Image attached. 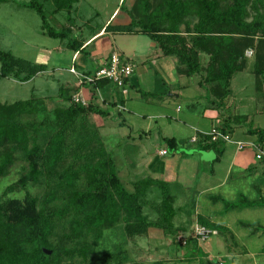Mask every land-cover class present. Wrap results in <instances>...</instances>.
<instances>
[{"label":"trees","instance_id":"1","mask_svg":"<svg viewBox=\"0 0 264 264\" xmlns=\"http://www.w3.org/2000/svg\"><path fill=\"white\" fill-rule=\"evenodd\" d=\"M7 1L0 0V5ZM78 1L53 0V6L55 12L69 14ZM44 2L29 0L27 4L41 18L42 32L52 39L66 40L68 50L80 51L82 43L69 37V29L57 31L48 25ZM133 10L129 24L115 27V31L149 38L163 56L177 58L182 75L188 78L201 76V84L208 86L217 102L230 95L233 76L246 69L247 51L252 52L251 72L257 77L259 89V81L264 78V0H136ZM189 19L197 21L191 25ZM0 64V78H6L16 75L26 62L16 61L10 53L0 51ZM108 83L101 81L96 87ZM63 102L68 103L66 108L50 112L43 100L0 106V179L8 176L15 165L20 166L18 180L5 189L0 200V264H54L57 245L50 238L55 229L64 226L67 216L73 218L71 223L78 229L86 230L90 225H97L98 219L107 213V203L112 200L113 192L124 198L125 208L137 217L126 228L130 235H144L150 227L163 229V224L169 225L175 214L162 199L156 210L159 209L165 217L156 223H148L141 211L149 182L139 181L134 184V191H127L113 159L102 147L88 154L84 160L89 162L80 167L79 174H89L86 181L90 188L83 191L73 189L66 185V180L74 179L62 173L57 190L48 194L43 202L30 196L28 188L48 185L50 174L70 153V147L64 153L61 149L67 137L83 134L91 114H104L90 103L88 107L72 104L71 96L64 98ZM249 135L264 146L263 130L249 131ZM95 137L93 133L83 134L77 148L93 145L97 141ZM161 143L170 153L176 151L175 140L162 139ZM75 158L74 155L73 160ZM17 193H25L24 198H8ZM64 200L67 202L61 212L49 204ZM256 206L264 207V201L242 199L240 203L228 205L233 208ZM198 224L216 230L218 235L223 234L222 228L205 220L198 221ZM191 240L197 244L192 237ZM44 249L51 251L52 256H47Z\"/></svg>","mask_w":264,"mask_h":264},{"label":"rangeland","instance_id":"2","mask_svg":"<svg viewBox=\"0 0 264 264\" xmlns=\"http://www.w3.org/2000/svg\"><path fill=\"white\" fill-rule=\"evenodd\" d=\"M119 1L120 0H108V2H103L102 5H105L108 10L105 12L104 7L101 6L100 16L97 17L92 15L93 22L96 25L104 24L109 16L110 10L113 9L111 7L113 5L123 10L120 15L123 18L124 11L127 9L126 11L130 19L129 15L134 11L136 0H126L122 5ZM28 2L29 0H8L0 5V51L10 53L16 61L26 62L23 68L21 67L19 71H16V75L0 78V106L28 100H43L49 112L56 108H66L68 103L59 100V95L61 93L60 88L66 87L67 85L72 87L76 77L67 71V62L65 60L62 65H52L51 61L57 57L54 49L60 46L65 47L67 41L55 40L45 35L41 30V18L27 7ZM86 12L90 13L88 10H86ZM45 16L48 25L57 31H60V27L56 21L64 25L67 22V17L64 13L57 14L53 17L49 11H46ZM122 17L121 19H123ZM251 19L252 17L249 18V21H251ZM189 20L191 25L195 24L197 21L194 19ZM63 53L65 57L70 55V52L65 49ZM171 58L177 59L176 57ZM247 58L249 59L246 63V69L233 76L230 86L236 103L235 112L239 113L240 104L242 102L246 103L247 108L245 110H247V112L243 113L248 114V121L244 123L245 121H242L243 119L239 118L240 121L238 120L241 122L240 124H242V130L246 133L251 126L264 130V78L259 81L261 88L259 84L258 89L256 86L257 77L251 72L254 62L253 57ZM41 64H46V66H42ZM197 79L199 80L198 76H194L193 78L186 79L185 82L188 81V84H193L196 83ZM198 91L200 90L198 89ZM64 92L66 94L68 93L67 91ZM115 92L117 99L121 101L120 99H122V96L117 90H115ZM65 93H62L63 99L66 98ZM200 93H203L202 90ZM105 99H108V97H105ZM185 104V100H182L178 104V107L185 111ZM106 109L109 114L102 117V120L99 121L107 125L110 130L108 132H103L102 136L99 138L95 127L91 124V121L87 119L85 124L86 128H83V134L93 133L96 135L95 139H97V141L88 148L79 150L76 145L80 142V138L81 136L83 137V134H73L67 137L61 149L64 153L70 147L68 150L70 153L66 158L61 160L58 168L50 174L51 182L48 185L40 184L36 187L28 188V194H30V196L43 202L48 194H53V192L57 190L58 180L61 178L62 173H66L67 176H70V179L75 180H66V185L73 187V189L83 191L90 188L88 181H86L89 178V174H79V171L84 163L89 162L84 160V158L88 154H93V152L100 147L105 149V152L106 150L112 151L114 157L119 158L121 156L128 160V164H132L136 160L140 161L141 156H139V154H143V151L151 155V160L156 159L154 155L155 150L156 148H160L159 139L157 137L158 132L163 130L165 134L170 131L174 132L173 130L178 128H175L178 126V122H175L174 119L170 122L160 118L148 119L146 116L136 117L129 113L131 111L139 112V115L140 113L146 115L147 113L158 112V110L149 107L145 102L136 104L133 108L136 109V111H132L128 107H125V110L122 108L117 110L114 107L106 106ZM183 113L181 114L186 116V114ZM168 115L170 118H175L174 112H169ZM176 119L178 121L182 120V116L179 115ZM169 122L171 124L170 127V124H168ZM122 123H124V125H121ZM96 126L98 125L96 124ZM146 126H148V129H146ZM148 131H150V134H148ZM193 134L194 132L187 129L185 137L190 138ZM246 135V140H252ZM77 136L80 137L77 138ZM74 155L76 158L73 160ZM160 160V158H157L158 162ZM124 164H126V162ZM138 165L141 167L140 163ZM122 167L121 170L119 168V176L126 190L132 192L134 191L133 181L135 180L131 179V177L127 175L125 168L123 167L124 169H122ZM146 170L145 168L144 171ZM19 172L20 166L15 165L10 170L8 176L0 179V200L5 189L18 180ZM146 173L148 172L146 171ZM246 182L249 181H238L237 177L234 176L228 181V185L229 187L240 185V188L246 186ZM193 189L194 187L192 188L189 186L188 188H181L176 185H166L162 188L153 185L151 188L147 189L144 196L145 203L143 204L141 212L142 216L146 217L148 223H156L160 221L162 217H165L160 214L159 209L158 211L156 210V207L159 208L161 205L162 199L165 200L169 207L173 208V213L175 212V214L169 221V225L163 224V229L150 227L144 235L140 236L128 234L126 229L128 223H132L137 217L131 213L128 208H125L124 198L122 196L119 197L116 192L112 193V200L107 203V206H109L106 210L107 213L101 220L98 219L97 225H90L86 230L78 229V226L71 223L73 218L67 216L64 226L57 227L50 238V241L57 245L54 257L55 261L53 263L244 264L249 258L243 256L242 246L245 245V242L242 236L239 235L241 233L246 234L248 230L244 229L245 232L239 225L235 226L237 219H239V216L235 214L234 219L231 220L234 223L231 228L233 232L236 233L235 236L238 238L237 241L234 239L231 241L226 236V232L228 231L226 226L208 222L211 225L222 228L223 234L213 236L205 243H197L195 245L194 242H192L191 236L195 225L198 224V221L204 220L200 217L196 220L192 205L194 199ZM24 196L25 193H17L10 194L8 198H17L21 200ZM66 202V200L57 203L51 201L49 204L51 207L57 209L58 212H61L64 211ZM237 203L238 202H235L233 204ZM217 207L220 208L222 206L220 204ZM239 208L240 207H235L236 210ZM68 214L71 213L68 212ZM183 241H186L187 244L183 245ZM258 244L259 243H255L253 246L257 250ZM44 251H46L47 256H52L51 251L47 249H44ZM230 252L233 253V256H228Z\"/></svg>","mask_w":264,"mask_h":264},{"label":"crops","instance_id":"3","mask_svg":"<svg viewBox=\"0 0 264 264\" xmlns=\"http://www.w3.org/2000/svg\"><path fill=\"white\" fill-rule=\"evenodd\" d=\"M44 1L46 11H49L53 17L60 13L66 15L65 25L56 21L60 30L69 29V37L82 43L80 51L76 52L68 50L67 45L56 47L54 50L57 57L51 61L52 65H62L65 60L67 71L75 69L81 74H89L101 67L113 51L118 52L123 59L134 65V72L126 83V93L110 83L102 85L97 88L98 90L87 85L79 87L76 78L72 87L67 85L60 88L59 100H63L62 93H65L64 91L68 92L65 93V97L80 92L89 100L90 105L104 113L102 116L91 114L88 117L99 138L103 132L110 130L107 125L99 121L109 114L106 106L114 107L117 110L119 108L125 110V107H128L132 111H136L133 109L134 106L145 102L158 112L146 115L141 113L139 115V112L131 111L129 113L136 117L160 118L170 122L174 119L175 122H178V126L175 127L178 128L173 130L174 132L170 131L165 134L163 130L158 132L160 148L155 150L156 159L151 160V155L143 151V154H139L140 161L136 160L134 163L128 164V160L121 156L114 157L112 151L106 150V153H109L115 162L118 176L123 166L127 175L135 180L133 184L146 180L149 182V188L153 185L160 188L166 185H176L181 188L194 187L192 205L196 220L200 217L211 224L226 226L227 237L232 241L233 239L237 241L236 233L231 228L234 224L231 220L234 219V214L239 216L235 226L239 225L243 230H248L246 234L239 235L245 242V245L242 246L243 256L249 258L244 264H264V207H240L237 210L228 207L229 204L240 203L242 199L258 203L264 201V161H257L249 150L238 152L232 145H217L218 147L215 149L204 148L205 144L202 141L197 144L190 143V139L195 136L196 132L207 133L217 126L225 129L236 141H255V137L250 136L249 131L260 128L251 126L246 133L242 130V124L239 122V118L243 119L244 123L248 121V114L243 113L247 112L245 110L246 103L240 104L239 113L241 114L235 112L236 103L232 92L225 100L217 102L210 94L208 86L201 84V76H198L199 80L197 79L196 83L185 82L190 78L181 74L182 66L178 60L163 56L157 45L149 38L116 32L115 27L125 26L130 22L127 9L124 11L123 18L120 16L123 10L115 5L111 6L113 9L110 10L104 24L96 25L92 17L100 16L101 6L104 7L105 12L108 10L105 5H102L108 0H79L69 14L63 11L55 12L53 0ZM125 1L120 0L119 3L122 5ZM64 49L70 52L69 56L65 57ZM202 62H205L204 58ZM41 65L46 66V64ZM115 90L122 96L121 101L117 99ZM104 96L108 99H105ZM182 100L186 102L185 111L178 107ZM169 112H174L175 118H170ZM183 112L187 117L181 114ZM179 115L182 116L183 121L176 119ZM187 129L194 132L190 138L185 137ZM245 135L252 140H246ZM162 139L175 140L176 151L170 153L161 143ZM161 150L167 151L165 157L159 156L158 153ZM157 158L161 160L158 162ZM125 162L126 164H124ZM139 163L141 167H139ZM123 167L122 169H124ZM145 168L148 173L144 171ZM234 176L238 181L249 182H246L244 187L239 188L240 185L229 187L228 181ZM220 204L222 207L218 208L217 206ZM255 243H259L258 250L253 247ZM228 256H233V253L230 252Z\"/></svg>","mask_w":264,"mask_h":264},{"label":"built area","instance_id":"4","mask_svg":"<svg viewBox=\"0 0 264 264\" xmlns=\"http://www.w3.org/2000/svg\"><path fill=\"white\" fill-rule=\"evenodd\" d=\"M246 57H251L252 52L247 51ZM134 72V65L131 62L123 59L122 56L113 51L107 61L95 71L89 74H81L75 69H70V73L76 77L81 86H89L94 90L97 89V84L101 81H107L114 84L116 87L123 90L126 93L125 87L128 79L132 76ZM97 92V91H96ZM71 103L79 105L82 107L89 106V100L86 99L82 93L76 92L71 96ZM202 141L204 144L208 145H232L236 148L238 152L251 151L257 161H262L264 159V150L256 141H235L230 133L224 131L221 127H213L209 132H196L195 136L190 139L191 144H197ZM160 157H165L167 155L166 150L159 151ZM216 230L208 229L204 226L196 224L192 231V239L196 243H205L208 239L213 236H217ZM183 245L187 242L183 241Z\"/></svg>","mask_w":264,"mask_h":264},{"label":"water","instance_id":"5","mask_svg":"<svg viewBox=\"0 0 264 264\" xmlns=\"http://www.w3.org/2000/svg\"><path fill=\"white\" fill-rule=\"evenodd\" d=\"M44 253L47 255L46 251H44Z\"/></svg>","mask_w":264,"mask_h":264}]
</instances>
